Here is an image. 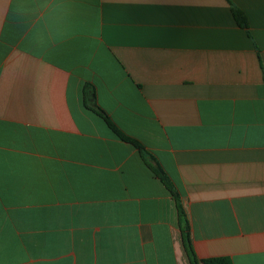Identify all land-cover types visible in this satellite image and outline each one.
I'll return each mask as SVG.
<instances>
[{"label": "crops", "instance_id": "1", "mask_svg": "<svg viewBox=\"0 0 264 264\" xmlns=\"http://www.w3.org/2000/svg\"><path fill=\"white\" fill-rule=\"evenodd\" d=\"M97 108L199 258L264 264V0H0V264H192Z\"/></svg>", "mask_w": 264, "mask_h": 264}, {"label": "trees", "instance_id": "2", "mask_svg": "<svg viewBox=\"0 0 264 264\" xmlns=\"http://www.w3.org/2000/svg\"><path fill=\"white\" fill-rule=\"evenodd\" d=\"M233 13L239 25L245 28L249 27L248 17L246 16L243 10L238 9V8H233ZM95 110L105 119L108 126L116 133L118 137H120L124 141L132 143L134 146H136L140 150V152L142 153V155L144 156L148 164L151 166L153 171L156 173V175H158V177L162 179V181L166 184V186L172 193V196L176 200L178 210H179L180 224L182 226L183 236H184V244H185L186 250L188 252V255L190 257L192 264H234L233 260L228 256L208 257V258L198 257L194 249L193 243H192L191 226H190L189 220L186 217V214H185V211L182 205L181 195L179 191L177 190L176 186L174 185L170 176L162 168V166L155 160L154 156L146 149V147L139 140L125 133L112 120V118L106 113L105 110H103L102 108H97ZM150 159H153L154 161H156V163L152 164L150 162Z\"/></svg>", "mask_w": 264, "mask_h": 264}]
</instances>
